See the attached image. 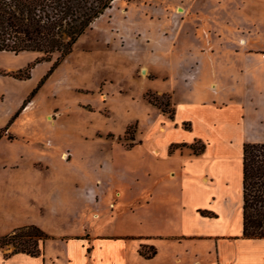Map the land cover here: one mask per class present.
Here are the masks:
<instances>
[{"label": "rangeland", "instance_id": "obj_1", "mask_svg": "<svg viewBox=\"0 0 264 264\" xmlns=\"http://www.w3.org/2000/svg\"><path fill=\"white\" fill-rule=\"evenodd\" d=\"M167 1H159L161 11L152 13L163 18L172 11V19L181 20L175 44L137 38L136 28L149 31L156 19L144 11L142 22L136 8L126 17L124 8L150 1L115 0L62 58L0 51V236L28 224L50 236L60 225L77 229L91 221V212L100 216L111 209L108 201L116 206L118 194L131 195L142 179L137 166L153 165L151 147L176 135L167 123L166 132L157 130L171 115L173 93L176 99L188 93L179 76L187 65L186 50L203 51L198 69L228 67L242 74L264 67L244 58L250 46L264 45V36L235 22L248 18L247 1L240 0L238 9L237 0ZM239 35L245 40H232ZM26 67L27 77L11 75ZM195 93L196 99L207 96L204 90ZM86 195L100 206L82 204ZM62 216L67 217L63 224ZM0 250L7 253L12 246Z\"/></svg>", "mask_w": 264, "mask_h": 264}, {"label": "crops", "instance_id": "obj_2", "mask_svg": "<svg viewBox=\"0 0 264 264\" xmlns=\"http://www.w3.org/2000/svg\"><path fill=\"white\" fill-rule=\"evenodd\" d=\"M148 1L137 7L128 2L123 11L128 17L129 8H136L142 22L144 11L151 12L149 20L156 19L149 31L136 28L137 38L148 39L151 45L157 41L175 44L181 20L172 19L176 15L172 11L160 18L152 12L161 8L162 0ZM246 1L248 18L235 22L237 26L245 22L249 33L263 37L264 0ZM153 3L158 4L156 8ZM232 40L245 38L239 35ZM259 51L264 54V45L250 46L244 58L263 64ZM186 55L187 65L179 76L188 93L180 100L173 93L170 118L163 117L166 121L159 122L157 130L166 132L167 123L176 135L151 147L156 150L153 165L137 166L142 179L131 195L118 194L116 206L108 201L111 209L105 208L100 216L91 212V221L81 223L80 228L60 225L59 232L49 233L52 236L43 241L36 256L0 250V264H264V237L241 234L242 144L264 143V67L242 74L228 67L198 69L203 51L186 50ZM198 90L207 96L196 99ZM197 142L203 146L201 151L187 147ZM170 144L184 146L168 152ZM81 199L82 204L95 205L94 209L101 203L92 195ZM98 217L99 222L93 220ZM65 218H59L62 224ZM148 248L153 252L145 256L142 251Z\"/></svg>", "mask_w": 264, "mask_h": 264}, {"label": "trees", "instance_id": "obj_3", "mask_svg": "<svg viewBox=\"0 0 264 264\" xmlns=\"http://www.w3.org/2000/svg\"><path fill=\"white\" fill-rule=\"evenodd\" d=\"M112 1L0 0V51L15 54L29 50L39 52L40 59H48L52 54L62 58L70 52L75 39ZM27 69L11 75L25 78ZM174 145L168 146V152ZM187 147L199 152L203 146L195 148L191 143ZM241 192L242 236L264 237V143L242 144ZM48 238L39 227L23 225L0 236V248L9 244L12 250L7 254L21 252L36 256L40 252L39 243ZM147 250L142 254L149 256L153 252L151 248Z\"/></svg>", "mask_w": 264, "mask_h": 264}, {"label": "bare ground", "instance_id": "obj_4", "mask_svg": "<svg viewBox=\"0 0 264 264\" xmlns=\"http://www.w3.org/2000/svg\"><path fill=\"white\" fill-rule=\"evenodd\" d=\"M113 1H115V0H113ZM113 1H112V2H113ZM146 68H147V67H146ZM143 71H144V70H143ZM145 72H146V71H145ZM25 109H26V108H25Z\"/></svg>", "mask_w": 264, "mask_h": 264}]
</instances>
